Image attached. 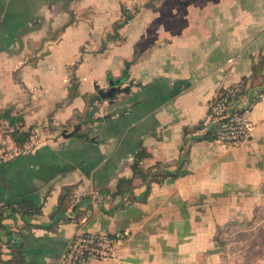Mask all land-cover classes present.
<instances>
[{
	"label": "crops",
	"instance_id": "obj_1",
	"mask_svg": "<svg viewBox=\"0 0 264 264\" xmlns=\"http://www.w3.org/2000/svg\"><path fill=\"white\" fill-rule=\"evenodd\" d=\"M236 82L254 130L233 146L207 115ZM0 212V264L123 230L90 264L238 263L264 220V0H0Z\"/></svg>",
	"mask_w": 264,
	"mask_h": 264
},
{
	"label": "built area",
	"instance_id": "obj_2",
	"mask_svg": "<svg viewBox=\"0 0 264 264\" xmlns=\"http://www.w3.org/2000/svg\"><path fill=\"white\" fill-rule=\"evenodd\" d=\"M242 87L241 82L220 87L209 107V133L220 143L240 145L253 133L254 124L247 118L246 110L238 104ZM39 138L38 133H32L31 144L27 143L21 153L27 154ZM127 235L126 230L115 233L77 232L69 241L58 264H90L93 260L115 258Z\"/></svg>",
	"mask_w": 264,
	"mask_h": 264
},
{
	"label": "rangeland",
	"instance_id": "obj_3",
	"mask_svg": "<svg viewBox=\"0 0 264 264\" xmlns=\"http://www.w3.org/2000/svg\"><path fill=\"white\" fill-rule=\"evenodd\" d=\"M244 236L246 240L242 245L233 246V251L241 250L236 258L238 263L233 264H264V220L260 226L247 231Z\"/></svg>",
	"mask_w": 264,
	"mask_h": 264
},
{
	"label": "water",
	"instance_id": "obj_4",
	"mask_svg": "<svg viewBox=\"0 0 264 264\" xmlns=\"http://www.w3.org/2000/svg\"><path fill=\"white\" fill-rule=\"evenodd\" d=\"M113 84V83H112ZM120 89H117L116 87H111V89L107 90V91H103V90H99L95 95H93L90 100H89V104H90V111L87 113L88 116H92L94 114V112L97 110V105H96V102L98 100H101V99H110V98H113L114 94L116 92H119ZM79 127L76 126L73 130V133L78 129ZM73 133H66L64 132L63 135L64 136H70L72 135Z\"/></svg>",
	"mask_w": 264,
	"mask_h": 264
},
{
	"label": "trees",
	"instance_id": "obj_5",
	"mask_svg": "<svg viewBox=\"0 0 264 264\" xmlns=\"http://www.w3.org/2000/svg\"><path fill=\"white\" fill-rule=\"evenodd\" d=\"M128 18V17H127ZM122 80V79H121ZM120 80V81H121ZM73 95V94H71ZM100 101V100H99ZM15 120H17V118H15ZM12 137L15 139V141L19 142V141H25L28 139V137L31 135L30 131H20L18 128H15L12 132H11ZM136 168V163L135 166ZM15 208H13L14 210ZM3 217V214L0 212V219ZM16 262V261H15ZM18 262V260H17Z\"/></svg>",
	"mask_w": 264,
	"mask_h": 264
}]
</instances>
